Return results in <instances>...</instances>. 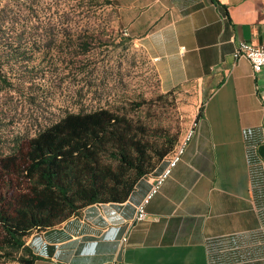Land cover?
Returning a JSON list of instances; mask_svg holds the SVG:
<instances>
[{"label": "crops", "instance_id": "crops-1", "mask_svg": "<svg viewBox=\"0 0 264 264\" xmlns=\"http://www.w3.org/2000/svg\"><path fill=\"white\" fill-rule=\"evenodd\" d=\"M112 2L162 92L190 94L193 136L125 242L164 160L125 203L90 206L28 239L35 264H264V67L231 57L240 42L264 45V0Z\"/></svg>", "mask_w": 264, "mask_h": 264}, {"label": "rangeland", "instance_id": "rangeland-1", "mask_svg": "<svg viewBox=\"0 0 264 264\" xmlns=\"http://www.w3.org/2000/svg\"><path fill=\"white\" fill-rule=\"evenodd\" d=\"M0 59L12 85L0 81V159L66 113L117 111L155 140H180L193 123L190 94L162 92L150 59L123 35L112 0H0ZM19 181L0 172L6 202Z\"/></svg>", "mask_w": 264, "mask_h": 264}, {"label": "trees", "instance_id": "trees-1", "mask_svg": "<svg viewBox=\"0 0 264 264\" xmlns=\"http://www.w3.org/2000/svg\"><path fill=\"white\" fill-rule=\"evenodd\" d=\"M79 46L88 52L90 43L81 41ZM18 54L27 63L32 58L30 53ZM4 68L0 59V81L11 87ZM200 116L201 108L196 120ZM178 142L176 134L152 139L148 127L106 108L66 113L38 131L25 149L16 147L0 159L3 177L20 180L8 202L6 194L0 195L1 262L35 264L39 257L27 244L33 235L90 206L125 203ZM5 186L10 188L11 182Z\"/></svg>", "mask_w": 264, "mask_h": 264}, {"label": "built area", "instance_id": "built-area-1", "mask_svg": "<svg viewBox=\"0 0 264 264\" xmlns=\"http://www.w3.org/2000/svg\"><path fill=\"white\" fill-rule=\"evenodd\" d=\"M123 35H127L126 30H123ZM234 61L244 58L249 61L254 73L259 72L264 67V45H254L252 43L240 42L235 47L231 54ZM193 136V130L190 129L183 137L182 143L174 148L173 153L164 159V165L156 175L154 181L150 185L147 192L143 195L140 201L134 206V214L129 222L124 225L125 235L121 238L122 242L126 241L128 231L138 223L145 222L149 219L147 206L158 193L164 181L170 177L173 168L180 162L181 156L184 153V147L187 141Z\"/></svg>", "mask_w": 264, "mask_h": 264}, {"label": "water", "instance_id": "water-1", "mask_svg": "<svg viewBox=\"0 0 264 264\" xmlns=\"http://www.w3.org/2000/svg\"><path fill=\"white\" fill-rule=\"evenodd\" d=\"M121 253H122V249L119 251V254H118V258H117V261H118V262L121 261Z\"/></svg>", "mask_w": 264, "mask_h": 264}]
</instances>
